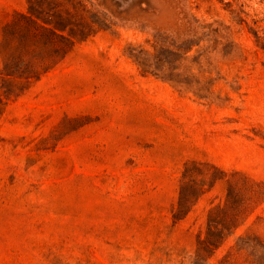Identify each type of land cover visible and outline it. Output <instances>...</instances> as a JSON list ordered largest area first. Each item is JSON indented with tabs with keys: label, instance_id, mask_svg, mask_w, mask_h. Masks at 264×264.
Listing matches in <instances>:
<instances>
[{
	"label": "rangeland",
	"instance_id": "obj_1",
	"mask_svg": "<svg viewBox=\"0 0 264 264\" xmlns=\"http://www.w3.org/2000/svg\"><path fill=\"white\" fill-rule=\"evenodd\" d=\"M0 264H264V0H0Z\"/></svg>",
	"mask_w": 264,
	"mask_h": 264
}]
</instances>
